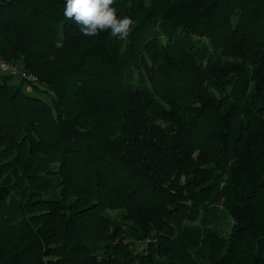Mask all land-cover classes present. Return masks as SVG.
<instances>
[{
    "label": "trees",
    "instance_id": "1",
    "mask_svg": "<svg viewBox=\"0 0 264 264\" xmlns=\"http://www.w3.org/2000/svg\"><path fill=\"white\" fill-rule=\"evenodd\" d=\"M64 3L0 1V264H264V0Z\"/></svg>",
    "mask_w": 264,
    "mask_h": 264
},
{
    "label": "clouds",
    "instance_id": "2",
    "mask_svg": "<svg viewBox=\"0 0 264 264\" xmlns=\"http://www.w3.org/2000/svg\"><path fill=\"white\" fill-rule=\"evenodd\" d=\"M114 3L115 0H65L63 14L65 19L79 26L81 35L96 36L110 32L113 37L126 40L134 21L128 16L119 18ZM55 47H64L63 38L55 42Z\"/></svg>",
    "mask_w": 264,
    "mask_h": 264
},
{
    "label": "built area",
    "instance_id": "3",
    "mask_svg": "<svg viewBox=\"0 0 264 264\" xmlns=\"http://www.w3.org/2000/svg\"><path fill=\"white\" fill-rule=\"evenodd\" d=\"M0 71H6L9 73H12L14 75L25 78L29 81H35L36 80V77L34 74L27 72L20 65L9 63V62L4 61L2 59H0Z\"/></svg>",
    "mask_w": 264,
    "mask_h": 264
},
{
    "label": "water",
    "instance_id": "4",
    "mask_svg": "<svg viewBox=\"0 0 264 264\" xmlns=\"http://www.w3.org/2000/svg\"><path fill=\"white\" fill-rule=\"evenodd\" d=\"M0 1L11 2V1H13V0H0Z\"/></svg>",
    "mask_w": 264,
    "mask_h": 264
},
{
    "label": "rangeland",
    "instance_id": "5",
    "mask_svg": "<svg viewBox=\"0 0 264 264\" xmlns=\"http://www.w3.org/2000/svg\"><path fill=\"white\" fill-rule=\"evenodd\" d=\"M194 39H196V40H197V39H199V37L195 36V37H194ZM203 39H204V38H203Z\"/></svg>",
    "mask_w": 264,
    "mask_h": 264
}]
</instances>
